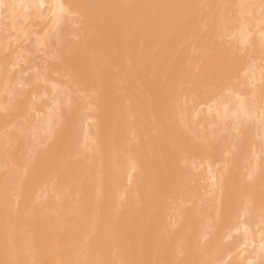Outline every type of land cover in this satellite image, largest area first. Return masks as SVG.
Segmentation results:
<instances>
[{"label": "bare ground", "instance_id": "1", "mask_svg": "<svg viewBox=\"0 0 264 264\" xmlns=\"http://www.w3.org/2000/svg\"><path fill=\"white\" fill-rule=\"evenodd\" d=\"M51 1L0 25V264H264V0Z\"/></svg>", "mask_w": 264, "mask_h": 264}, {"label": "rangeland", "instance_id": "2", "mask_svg": "<svg viewBox=\"0 0 264 264\" xmlns=\"http://www.w3.org/2000/svg\"><path fill=\"white\" fill-rule=\"evenodd\" d=\"M4 2H5V3H4L5 5H1L2 10H3V13H2V11L0 10V11H1L0 13H2V14H1V17H3V14H4V13H7V14H5V16L3 17L4 20H2L3 18L1 19L2 22H1L0 25H1V28L3 27V29H4V28L7 29L8 26H6V25H7V23H8V20L10 19V14H11V13L14 14L16 11H19V12L16 13V15H14L15 17H14V16L11 17V20H12V18L14 17V20H12V21H14L13 24H15V20L18 22V18L21 19V21L23 20L22 17H19L21 14H22V16H23V12H21V10H20V9L22 8V7H20V6L22 5L21 2L18 3L16 0H4ZM9 2H10V3H9ZM23 2H25V3H29L28 6H32V5H33L32 0H31V2H30L29 0H25V1L23 0ZM252 2H253V1H252ZM6 3H7V5H6ZM15 3H16V5H15ZM47 3H48V4H47ZM51 3H52L51 0H46V1L44 2V4L41 6V8H40V6L38 7V8H40V9H36L37 6H34L36 10L33 9L34 7H31V8L28 7L29 9H27V10H28L27 13H28V12H29V13L27 14V16H28L29 14H30L29 16H32V15H35V16H36L37 13H39L40 11H42L41 9H42V7L44 8V6H45L44 9L47 11V10L51 7V5H50ZM253 3H254L255 5H258V3H256V2H253ZM253 3H252L253 7H252L251 4H250V6H248V7H250V8L252 7V9H250V13H249V14H246V15L244 14V17H250V16H252L253 14L256 13V16H255V15H253V16L257 17V18L254 17V18H252V19L249 18L247 21H245V22H246V26H248L249 28H252V26L254 25V23L256 24V26L254 25V26H253L254 28L251 29L252 31H251V30H248V31L252 32V33H250V35H249V36H250L249 39L252 38V41H250L251 43L249 42V39L246 40L247 43L249 42V43L251 44V45H250V44L248 43V45H250V46L254 45V42H255V41H254L253 37H254V36H255V37L257 36V34H258V29L260 30V28H261V29L263 30V27H264V23L262 22V21H264V19H263L262 21L259 20V19H262L261 17H264V15L262 16L261 14H258L259 12H258V13L255 12L256 10H253V9H255V7H256V6H254ZM9 5H10V6H9ZM13 5H14V6H13ZM1 7H0V8H1ZM4 7H5V8H4ZM9 7H10V8H12V7H15V8H16V7H17V8H16V9L13 8V9H15V11L13 10L14 12H13V11L10 12L11 10H10ZM19 7H20V9H19ZM7 8H8L9 10H8ZM226 8H227V7H226ZM226 8H225V9H226ZM233 8H234V9H233ZM236 8H237V7H235V6H233V7L230 6V7L227 8V11H225V9H224V11H223V12H224L223 24L225 23V25H223V26H224L225 28L222 27L223 30H221V32H222L223 34H221L220 37H222V35H224V34L230 32V35L227 36V41H225V37L223 36V37H224L223 40L225 41V42H224L225 45L228 44V43L226 44V42L230 41L231 37L233 38V36L236 35V34H234V32H232V30L234 31V29H235L237 26H240V25H241V22H240V21L238 22V20H240V19H238L237 17L240 16V18H241V16H243V14H242V15H240V14L238 15ZM5 9H7L8 11L4 12ZM17 9H18V10H17ZM30 9H31V10H30ZM33 10H34L35 12L38 10L39 12H36V13L34 12L35 14H32L33 12L30 13V11H33ZM45 10L42 11V12L45 13ZM251 10H252V11H251ZM228 11H229V12H228ZM230 11H231V12H230ZM253 11H254V12H253ZM8 12H9V13H8ZM42 12H41V13H42ZM223 12H222V13H223ZM225 12H226V13L228 12V13H227L228 15L225 14ZM18 13H19V14H18ZM229 13H230V14H229ZM263 13H264V11H263ZM17 14H18L19 16H17ZM31 14H32V15H31ZM39 14H40V13H39ZM45 14H46V16L48 15L47 13H45ZM257 14H258V16H257ZM8 15H9V16H8ZM24 15H26V14H24ZM37 15H38V14H37ZM237 15H238V16H237ZM260 15H261V16H260ZM7 16H8V17H7ZM35 16H32L31 19L28 18V17H27L28 19L24 18V19L29 20V21H27V22H22V24H23V23H26V24H24V25H25V26L28 25L29 28H32V27L36 24L32 29L36 28V26H37V24H38V23H36V22L38 21L39 18L37 17V20L35 21V23L30 22V21H32V19H33ZM46 16H44V17L41 16V17H42L41 19L45 18L44 20H46L45 22L42 20L43 23H46V22H47ZM233 16H234V17H233ZM235 16H237V17L235 18ZM5 17H7V18H5ZM222 17H223V14H222ZM225 17H226V20H225ZM230 17H231V19H230ZM258 17H260V18H258ZM16 18H17V19H16ZM35 18H36V17H35ZM41 19H39V20H40V21H39L40 23H41ZM236 19H237V21H236ZM253 19H254V21L252 22ZM255 19H258L257 23H258L259 25L255 22V21H256ZM26 20H25V21H26ZM33 20H34V19H33ZM9 21H10V20H9ZM23 21H24V20H23ZM226 21H227V22H226ZM228 21H229V22H228ZM248 21H249V22H248ZM17 22H16V24H17ZM19 22H20V21H19ZM19 22H18V23H19ZM245 22H244V23H245ZM247 22H248V23H247ZM261 22H262V23H261ZM2 23H3V24H2ZM4 23H5L6 25H4ZM9 23H10V22H9ZM27 23H30L31 25L34 24V25H33V26H29V24H27ZM239 23H240V24H239ZM251 23H253V24H251ZM13 24H12V25H13ZM20 24H21V22L19 23V25H20ZM22 24H21V25H22ZM248 24L251 25V27H250ZM260 24H261V25H260ZM2 25H4L5 27L2 26ZM17 25H18V24H17ZM19 25L17 26V28H18V27H21V25H20V26H19ZM231 25H232V26H231ZM262 25H263V26H262ZM13 26H15V25H13ZM25 26H23V28H25ZM226 26H227V28H226ZM261 26H262V27H261ZM15 27H16V26H15ZM28 27H26V28H28ZM46 27H47V26H46ZM46 27H45V28H46ZM230 27H231V28H230ZM232 27H233V28H232ZM256 27H257V28L259 27V28L257 29ZM1 28H0V30H1ZM21 28H22V27H21ZM26 28H25V29H26ZM29 28H28V29H29ZM222 28H221V29H222ZM238 28H239V27H238ZM249 28H248V29H249ZM5 29H4V33L6 32ZM10 29H11V30H10ZM37 29H38V27H37ZM224 29H226L225 33H224ZM12 30H15V28H12V27L10 28V27H9L7 32H13ZM30 30H31V29H30ZM239 30L241 31V29H237V30H235V33H236V31H239ZM255 30H256V31H255ZM253 31H255V32H253ZM1 32H2V30H1ZM1 32H0V33H1ZM231 33H232V34H231ZM241 33H242V32H241ZM5 34H6V33H5ZM242 34H243V33H242ZM254 34H256V35H254ZM226 35H227V34H226ZM226 35H225V36H226ZM232 35H233V36H232ZM251 35H252L253 37H252ZM236 36H239V37L241 38V36L239 35V32H238V34H237ZM263 36H264V35H263ZM263 36H262V38H263ZM22 37H23V36H22ZM22 37L19 36V38H22ZM24 37H25V35H24ZM24 37H23V38H24ZM32 37H33V36H32ZM228 37H229V38H228ZM239 37L237 38L238 40L240 39ZM255 37H254V38H255ZM228 39H229V40H228ZM233 39H234V38H233ZM260 39H261V38H260ZM223 40L220 39V41H221L220 45H221V46H225L224 44H222ZM231 40H232V39H231ZM240 40H242V38H241ZM255 40H256V39H255ZM262 40H263V41H260V40H259L260 43H259V41L257 40V43H258V44L255 42V43H256V44L254 45L255 47H254V46H252V47L249 46V47H248V45H247V47H246V46H245L246 44H244V41L242 40V42H243V44H244V45H242V46H245V48H244V47L242 48V47H241V44H242V43L238 41V44H239L240 47H241V48H240L239 45H238V50L240 51V49H241L240 52H242V53H243V52H246V51H247V53H248V51H250V52H249V54H250V56H251V59H250V60H253V61H254V65L257 63L256 65L259 67V65L262 64V66H260L259 68H261V67L264 66V65H263V64H264V62H263L264 59H263V60L261 59L262 57L264 58V56H262V55H264V49L262 48V47H264V46H263L264 44L262 43V42H264V39H262ZM220 41H218V42H220ZM232 41H235V43H236V42H237V41H236V37H235V40H232ZM230 43H231V44H230L229 46L235 44V43H233V42H230ZM232 43H233V44H232ZM217 44L219 45V43H217ZM217 44H216V46H218ZM259 44H260V45L263 44V45L259 46ZM235 46H236V48H237V45H236V44H235ZM235 46H234V47H235ZM256 46H257V47H256ZM258 46H259L260 48H259ZM225 47H226V46H225ZM222 48H224V47H222ZM226 48H227V49H230V50L233 49V47L229 48L228 45H227ZM251 48H253L252 50H254V53L252 52V50H249V49H251ZM261 48H262V49H261ZM244 49H245L246 51H244ZM247 49H248V50H247ZM256 49H257V50H256ZM233 50H234V49H233ZM233 50H232V51H233ZM238 50H237V52H238ZM255 50H256V51H255ZM259 50H260V51H259ZM261 50H262V51H261ZM234 51H235V50H234ZM237 52L235 51L236 54H237ZM240 52H239V53H240ZM251 52H252V53H251ZM256 52H257V53H256ZM258 52H259L260 54H259ZM261 52H262V53H261ZM34 54H35V53H34ZM240 54H241V53H240ZM249 54H247V55H245V56H248ZM253 54H254V55H253ZM260 55H261L262 57H261ZM250 56H249V58H250ZM252 56H253V57L255 56L256 58L254 59ZM257 56H258V58H259V56H260L259 60H258ZM243 58L245 59L246 57H243ZM247 59H248V58H246L245 61H247ZM256 59H257V61H256ZM248 60H249V59H248ZM260 60H261V61H260ZM255 62H256V63H255ZM260 62H261V63H260ZM258 63H259V64H258ZM241 66H243V65H241ZM257 66H253V67H252V69L255 68V71L252 70V69H251L252 71H251L250 69H249V70H248V69H244V72L242 71V67H241V68L239 67L238 69H239V70L241 69V72L239 73V70H238V72L235 73V75H234V78H235V79H233V81H234V80L236 81V80H238V79H239V80L236 82V84L234 83L235 85L232 83L233 87L235 86L234 89L236 88V90H242V91H244V89H245V90L247 89V90L245 91V92H247V93H250V92H248V91H251V90H253L255 93L258 91V92L256 93L257 95H256L253 91H251V93H250L251 95H253V96L255 95V96H256V97L254 96V97H255V100L253 99L254 97L252 96L253 102L250 103V104H252V108H253V106H254V108L251 109V107H249V105H248V107H249L250 109L247 107V109H248L249 111L252 110V112H253L254 109H255V111H257V112L254 111L255 113H253V114H256V113L260 112V111H258V108H256V107H257V106L259 107V105H261V102H262V105H263V108H264V104H263V103H264V102H263V101H264V93H263L264 91L262 92L263 94H262L261 91H260L261 88H262V90H264V86H263L264 83H262V82H263V77H264V73L262 74V72H264V69L261 68L263 71L260 70V72H259V73L261 74V75H260L258 72H256V71H258V70H257V69H258ZM256 67H257V68H256ZM245 70H248L249 73H248V71L246 72ZM252 72H253L254 74H253ZM244 73H245V74H244ZM246 73H248V74L246 75ZM257 73H258V74H257ZM250 74H251V75L253 74L252 76H254V75L257 74V75L255 76L256 79H257V81H256V82H257L256 86H255V83H256V82H255V77H253L254 80L251 82L250 80H251V77H252V76L250 77ZM258 75H260V76H258ZM243 76H244V77H243ZM246 77H248V78H246ZM258 77H259V78L262 77V78H261L262 80H261V79L259 80ZM249 78H250V80H249ZM247 79H248L249 81H248ZM243 80L245 81L244 83H246V84L243 83ZM235 81H234V82H235ZM241 81H242V82H241ZM246 81H247V82H246ZM258 81H259V82H258ZM240 82H241V83H240ZM248 82H249V84H248ZM253 82H254V84H253ZM237 83H238L239 85H238ZM259 83H260L261 87H258V86H260ZM242 84H243V86H242ZM250 84H251L252 86H251ZM245 85H246V86H245ZM247 85H248V86H247ZM257 85H258V86H257ZM238 86H239L240 88H239ZM248 87H249V89H248ZM250 87H251L252 89H251ZM253 87L256 88V89H254ZM258 89H259V90H258ZM54 92H55V91H54ZM252 93H254V94H252ZM260 93L262 94L261 96H263V97L260 96ZM248 95H249V94H248ZM258 95H259L261 98H263V99H260V97H258ZM249 97L251 98V96H249ZM249 97H248V98H249ZM256 100H258V101H256ZM259 100H260V101L263 100V101L260 102ZM246 102H248V101H246ZM259 102H260V103H259ZM248 103H249V102H248ZM253 103H254V104H253ZM257 103H258V104H257ZM235 104L237 105V103H235ZM255 104L257 105L256 107H255ZM236 105L232 104V106L235 107V108H236ZM250 106H251V105H250ZM260 107H262V106H260ZM260 107H259V110L262 111V109H260ZM235 108H234V110H235ZM238 108H239V106H237V110L235 111L236 113H237V111H238ZM245 108H246V107H245ZM239 110H240V108H239ZM263 111H264V110H263ZM263 111H262V115H263V116H262V119H263V122H264V112H263ZM237 114H238V113H237ZM237 114H236V115H237ZM253 114H252V115H249V120H248V121L251 122V121L253 120V119L250 120V116H251V118H252V117H253ZM43 115H44V114H43ZM45 115H46V114H45ZM246 115H248V114H245L244 116H246ZM216 116H217V117H216ZM216 116L213 115V117L216 118L215 120H220L221 116H220V118L218 117V115H216ZM234 116H235V114H234ZM242 116H243V115H241V117H242ZM43 117L45 118V116H43ZM44 118H42V116H41V119H44ZM217 118H218V119H217ZM230 118H234V117H233L232 115H231V117L229 116V118L227 117V119H228L229 121L231 120ZM236 118H237V117H235V119H236ZM238 118H240V117L238 116ZM245 118L247 119L248 117L246 116ZM45 119H46V118H45ZM45 119H44V121H45ZM227 119L225 118V120H227ZM39 120H40V119H39ZM232 120H233V119H232ZM42 121H43V120H42ZM44 121H43V122H44ZM90 121H91V120H90ZM40 122H41V121H40ZM88 122H89V120H88ZM231 122H232V121H231ZM38 123H39V122H38ZM38 123H37V124H38ZM228 123H230V122H228ZM35 124H36V123H35ZM42 124H43V123H41L40 125H42ZM38 125H39V124H38ZM86 127H87V126H86ZM230 127H232V126H230ZM41 129H42V128H41ZM41 129H40V130H41ZM85 129H86V128H85ZM40 130H37V131H40ZM41 131H42V130H41ZM43 131H44V130H43ZM84 131H85V130H84ZM42 133H43V132H42ZM38 134H39V133L37 132L36 135H38ZM40 134H41V133H40ZM39 137H40V135H39ZM91 138H92V137H91ZM88 140L91 141L90 138L87 139V142H90V141H88ZM261 147L263 148L264 146L259 145L258 148H259L261 151H263L264 149H261ZM69 261H70V260H69ZM68 263H69V264H71V263H73V264H81V262H76V261H74V262L71 261V262H66V263L64 262V264H68Z\"/></svg>", "mask_w": 264, "mask_h": 264}]
</instances>
